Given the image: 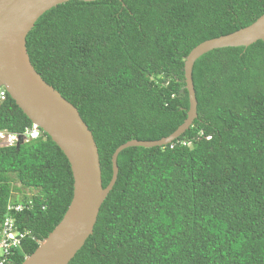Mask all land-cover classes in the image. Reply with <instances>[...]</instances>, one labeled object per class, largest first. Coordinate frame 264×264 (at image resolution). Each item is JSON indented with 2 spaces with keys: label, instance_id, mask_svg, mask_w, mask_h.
<instances>
[{
  "label": "trees",
  "instance_id": "trees-1",
  "mask_svg": "<svg viewBox=\"0 0 264 264\" xmlns=\"http://www.w3.org/2000/svg\"><path fill=\"white\" fill-rule=\"evenodd\" d=\"M263 14L264 0L70 1L38 19L26 49L92 133L105 188L119 146L161 140L185 121L187 55ZM192 81V126L164 147L118 155L93 234L69 264H264V43L207 53ZM30 125L7 95L0 131ZM72 192L69 163L45 134L0 149V221L12 193L31 202L11 214L29 235L10 264L54 230Z\"/></svg>",
  "mask_w": 264,
  "mask_h": 264
},
{
  "label": "water",
  "instance_id": "water-1",
  "mask_svg": "<svg viewBox=\"0 0 264 264\" xmlns=\"http://www.w3.org/2000/svg\"><path fill=\"white\" fill-rule=\"evenodd\" d=\"M70 1L91 3L101 0H0V87L25 117L32 124H37L64 154L73 179L72 199L62 220L22 264H69L93 234L100 208L117 179L118 155L133 147H164L192 126L197 118L192 70L200 57L214 50L248 48L258 41L264 43L263 14L244 29L196 46L184 61V82L189 103L185 121L174 133L161 140H133L119 146L111 158V180L103 188L98 149L92 133L77 109L35 71L26 49V38L38 19Z\"/></svg>",
  "mask_w": 264,
  "mask_h": 264
},
{
  "label": "built area",
  "instance_id": "built-area-1",
  "mask_svg": "<svg viewBox=\"0 0 264 264\" xmlns=\"http://www.w3.org/2000/svg\"><path fill=\"white\" fill-rule=\"evenodd\" d=\"M7 97L6 91L0 87V104ZM44 133L37 124H32L22 133H11L6 130L0 131V149L17 147L18 144L29 143L42 139ZM17 194L12 193L10 201L6 207V216L0 221V264H10L15 251H21L22 243L29 235L27 231L18 230L16 221L11 216L12 213H21L31 205L22 202H14L13 197Z\"/></svg>",
  "mask_w": 264,
  "mask_h": 264
},
{
  "label": "rangeland",
  "instance_id": "rangeland-1",
  "mask_svg": "<svg viewBox=\"0 0 264 264\" xmlns=\"http://www.w3.org/2000/svg\"><path fill=\"white\" fill-rule=\"evenodd\" d=\"M32 194H34V192H30V191L27 192V195H28V196H30V195H32Z\"/></svg>",
  "mask_w": 264,
  "mask_h": 264
}]
</instances>
